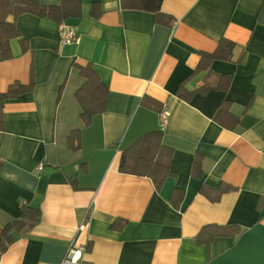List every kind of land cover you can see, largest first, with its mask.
Here are the masks:
<instances>
[{"label": "crops", "instance_id": "1", "mask_svg": "<svg viewBox=\"0 0 264 264\" xmlns=\"http://www.w3.org/2000/svg\"><path fill=\"white\" fill-rule=\"evenodd\" d=\"M78 1L80 17L64 23L78 42L65 46L49 19L8 17L19 38L0 62V93L31 75L34 86L2 107L0 232L22 203L40 220L0 264H58L79 245L84 264H264V0H162L157 19L120 0ZM222 39L234 43L231 58L209 62L186 82L190 100L178 98ZM87 63L105 88L93 82L80 101L75 65ZM224 102L234 130L213 120ZM81 104L103 110L84 121ZM163 109L172 157L156 189L119 167L123 151L160 130ZM220 186L229 189L218 195ZM204 228L224 234L198 238Z\"/></svg>", "mask_w": 264, "mask_h": 264}, {"label": "trees", "instance_id": "2", "mask_svg": "<svg viewBox=\"0 0 264 264\" xmlns=\"http://www.w3.org/2000/svg\"><path fill=\"white\" fill-rule=\"evenodd\" d=\"M122 8L131 10H140L155 15L157 19L160 15V7L162 0H120ZM22 14H32L39 18H47L55 24L65 23L69 19H78L81 14V4L78 0H60L56 6H43L40 4V0H0V62L6 61L12 58L10 41L19 38V32L17 31L14 22L8 21V17L13 19ZM234 43L229 40L222 39L216 50L211 54L201 53V59L195 70L179 85L176 96L184 101H189L193 93L186 92L185 84L191 79L199 70L207 66L209 62L215 59L229 60L232 55ZM206 59V62H202ZM75 65V64H74ZM77 66L79 74L86 81L82 88L76 93V98L81 101L80 93L83 91L87 93L93 86V82H97L99 86L105 88L99 80L97 73L92 69L88 63L85 66ZM97 84V86H98ZM34 81L33 76L30 77L29 85L24 87L23 85H12L5 93H0V131H3L2 121V107L4 100L14 98L22 92H28L33 89ZM98 86V87H99ZM60 88L58 97L61 94ZM93 91L90 90V93ZM83 107V104H81ZM103 110V107L101 111ZM82 108L81 117L85 121H88L90 116L96 112ZM213 120L221 126L234 130L239 122L238 117H234L229 112V105L224 102L220 105ZM172 157V150L162 145V133L159 131L147 132L141 135L132 145L127 148L121 154L120 171L142 177H148L152 180L156 189L160 187L163 181L170 175L169 163ZM200 157L195 156L192 162V173L200 170ZM227 187H219L216 192L220 195ZM211 189L202 188L201 192L206 196ZM182 192L174 190L171 193L170 199L174 198V195H178L179 198L175 207L178 206ZM40 220V209L34 207L28 203H22L20 205V215L18 218L5 224L0 232V256L4 254L7 249L15 242L17 238L25 237L31 229L38 224ZM220 228V227H218ZM218 228H204L198 234V238L202 232L206 229V234L209 235L208 239L212 240L219 235H223ZM205 233V232H204ZM239 230L234 229L233 235H237ZM232 234V232H231ZM207 239V240H208ZM206 242L208 243L209 240Z\"/></svg>", "mask_w": 264, "mask_h": 264}, {"label": "built area", "instance_id": "3", "mask_svg": "<svg viewBox=\"0 0 264 264\" xmlns=\"http://www.w3.org/2000/svg\"><path fill=\"white\" fill-rule=\"evenodd\" d=\"M59 45L65 46L72 43L78 42V37L73 31V28L67 24H60L59 26ZM168 118V113L166 109L160 113V130L163 131L166 127ZM40 168V167H39ZM85 254V247L82 245L79 246H70L63 256L62 260L58 264H84L83 256Z\"/></svg>", "mask_w": 264, "mask_h": 264}]
</instances>
